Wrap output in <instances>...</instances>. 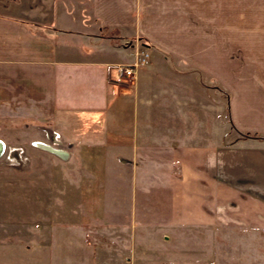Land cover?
I'll use <instances>...</instances> for the list:
<instances>
[{
    "label": "crops",
    "instance_id": "obj_1",
    "mask_svg": "<svg viewBox=\"0 0 264 264\" xmlns=\"http://www.w3.org/2000/svg\"><path fill=\"white\" fill-rule=\"evenodd\" d=\"M127 38L151 54L132 85ZM0 141L75 189L30 264H209L264 228V0H0Z\"/></svg>",
    "mask_w": 264,
    "mask_h": 264
},
{
    "label": "rangeland",
    "instance_id": "obj_2",
    "mask_svg": "<svg viewBox=\"0 0 264 264\" xmlns=\"http://www.w3.org/2000/svg\"><path fill=\"white\" fill-rule=\"evenodd\" d=\"M137 41L127 38L121 43L125 47H135ZM231 132H234L232 125ZM21 159L20 163L9 161L6 157L0 160V264H30L33 243L36 239L42 242L46 239L44 236L36 237L33 234L36 229L45 231L60 228L63 215L72 212L74 208L75 189L67 188L57 179L51 183V172L45 166L48 163L55 164L51 162V156H37L32 162L29 157ZM123 206V213H129L130 205ZM120 222L126 223L129 219H121ZM150 239L154 240V236ZM195 241L181 253L192 257L202 254V246L199 241ZM61 246L62 243L56 247V259L62 258ZM144 246L145 242L140 247ZM150 250L153 255L167 257L175 253L164 246L160 247L156 242H152ZM208 259H211L209 264H264V228H227L221 231L215 237L213 256ZM150 264L187 262L151 261Z\"/></svg>",
    "mask_w": 264,
    "mask_h": 264
},
{
    "label": "built area",
    "instance_id": "obj_3",
    "mask_svg": "<svg viewBox=\"0 0 264 264\" xmlns=\"http://www.w3.org/2000/svg\"><path fill=\"white\" fill-rule=\"evenodd\" d=\"M134 58L132 62L125 63V64H118L114 67L116 74H117V80L121 83H124L126 85H132L136 82L138 78V74L141 68L147 66L151 60V54L147 48H145L143 45L140 44L139 41L134 43ZM58 134L54 132L52 134V139L55 140L56 143ZM34 146L39 147H46L42 142L40 141H34ZM56 150V149H55ZM58 150V149H57ZM4 154V146L2 149V152L0 153V158ZM60 157L63 156L61 154H58Z\"/></svg>",
    "mask_w": 264,
    "mask_h": 264
},
{
    "label": "water",
    "instance_id": "obj_4",
    "mask_svg": "<svg viewBox=\"0 0 264 264\" xmlns=\"http://www.w3.org/2000/svg\"><path fill=\"white\" fill-rule=\"evenodd\" d=\"M4 144L0 141V153L2 152Z\"/></svg>",
    "mask_w": 264,
    "mask_h": 264
},
{
    "label": "bare ground",
    "instance_id": "obj_5",
    "mask_svg": "<svg viewBox=\"0 0 264 264\" xmlns=\"http://www.w3.org/2000/svg\"><path fill=\"white\" fill-rule=\"evenodd\" d=\"M5 153H6V151H5Z\"/></svg>",
    "mask_w": 264,
    "mask_h": 264
}]
</instances>
